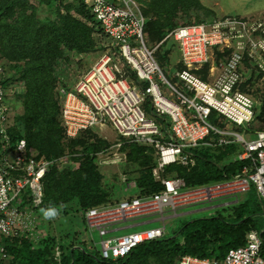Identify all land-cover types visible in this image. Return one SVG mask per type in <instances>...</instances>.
Wrapping results in <instances>:
<instances>
[{
  "label": "trees",
  "instance_id": "obj_1",
  "mask_svg": "<svg viewBox=\"0 0 264 264\" xmlns=\"http://www.w3.org/2000/svg\"><path fill=\"white\" fill-rule=\"evenodd\" d=\"M135 1L146 18L144 30L151 45L178 26L180 19L190 23L194 16L196 22H210L232 16L209 17V10L203 9L207 20L197 13L201 7L199 0ZM104 37L85 0H0V85L11 90L7 94L22 108L21 112L16 111L17 104L13 102L7 130L9 141L5 147L0 134V156L4 151L13 155L17 142L23 138L26 156L54 160L40 178L42 197L38 205H33L28 188L18 194L21 207L28 205L43 213L46 231L39 239L27 231L0 234V246L6 253L0 257V264H175L186 254L221 259L230 248L243 245L245 233L251 229L260 233V254L264 256V198L252 184L235 202L205 210L201 216L183 217L171 233L164 231L158 238L143 241L123 257L103 258L86 250L79 230L70 233L65 229L63 233L62 224V229H57L56 221L76 214L88 233L86 210L113 206L119 201L113 199L112 186L107 185L95 161L98 153L113 143L100 135L96 127L67 136L60 116L63 96L59 88L72 89L73 82L91 65L88 55L99 56L104 51ZM176 45L172 38L164 40L155 51L156 59L161 60L162 50L166 56L172 54ZM213 52L218 60L229 50L220 51L214 46ZM177 65L182 68L180 60ZM208 66L209 63L203 68ZM138 84L144 86L145 82ZM155 119L163 130L170 125L165 115ZM262 127L264 100L250 132L254 134ZM118 141H122L119 149L127 170L135 174L132 179L136 192L124 198L148 197L161 190L162 185L152 172L157 165L154 145L128 141L123 136ZM242 150L239 141L218 143L217 136L210 134L196 146L184 148L189 158L186 164H166L161 176L182 178L183 190L229 181L243 176L245 168L250 171V159L238 158ZM64 156L74 159L75 170L70 169V164L62 170L58 168L56 161ZM10 175L22 176L24 171L10 170Z\"/></svg>",
  "mask_w": 264,
  "mask_h": 264
},
{
  "label": "built area",
  "instance_id": "obj_2",
  "mask_svg": "<svg viewBox=\"0 0 264 264\" xmlns=\"http://www.w3.org/2000/svg\"><path fill=\"white\" fill-rule=\"evenodd\" d=\"M85 2L105 34L100 39L104 51L79 75L72 89L59 88L63 96L60 116L65 133L75 136L82 129L107 122L128 141L154 145L157 165L152 172L162 185L161 190L148 197L132 196L113 206L86 210L88 233L91 234L90 228L94 226L101 236L100 256L123 257L137 244L158 238L165 231L162 223L104 236L109 233V225L162 213L163 206L174 208L183 198L234 186L242 193L250 184L264 198V127L254 130V134L250 132L264 100V16H226L210 22L179 24L151 45L144 30L146 18L135 0ZM168 38L177 42L181 55L182 68L176 70L174 82L168 79L155 57V51ZM214 46L229 52L217 60ZM139 82L145 85L139 86ZM160 83L168 86L174 99L162 93ZM10 91L0 85V134L5 147L13 113V101L7 94ZM164 115L170 121L166 130L155 119ZM225 124L241 130L229 129ZM210 134L217 136L218 143L239 141L243 150L238 158L250 159V171L245 168L243 176L190 190L182 189L184 181L180 177L161 176L166 164L176 161L186 164L189 158L184 148L196 146ZM115 144L119 147L122 141ZM12 156L7 151L0 156V234L27 231L39 239L44 233L39 228L40 220L27 210L34 212L33 208L20 206L18 194L28 188L33 205H38L42 197L40 178L54 160L26 156L23 138L17 142ZM71 158L64 156L61 160L64 163ZM18 169L24 175H10V170ZM159 220L163 221L164 216ZM260 244V233L251 229L245 233L244 244L230 248L221 259L186 254L175 264H264ZM5 255L0 246V257Z\"/></svg>",
  "mask_w": 264,
  "mask_h": 264
},
{
  "label": "rangeland",
  "instance_id": "obj_3",
  "mask_svg": "<svg viewBox=\"0 0 264 264\" xmlns=\"http://www.w3.org/2000/svg\"><path fill=\"white\" fill-rule=\"evenodd\" d=\"M199 2L201 4V7L200 6L198 7L199 9L197 13L201 17L204 16L205 19L207 18L205 15H203V9L209 10L208 12L209 17L210 15H215L216 18L227 14H230L235 17L261 18L264 16V0H199ZM183 20L184 19H180L179 24H188V23H184ZM192 22H196L194 16L192 17V21L190 23ZM160 52H161V60L157 59V61L160 64L161 69L165 72L168 79L171 82H174V76L176 70L179 68L177 63L181 58L179 46L177 44L176 49L172 52V54H169L168 56L164 54L163 50ZM88 56H89L88 61L90 62V64H92L98 57L92 54ZM160 88L165 96L174 99V95L171 93L167 85H163L160 83ZM10 100L16 102L15 98ZM16 104H17V108L15 110L21 112L22 109L21 104L18 102H16ZM224 121H226V119H224ZM225 126L228 127L229 129L237 130L236 126H234L233 124H229L228 126L227 124H225ZM95 129L100 135H102L103 137H105L106 139L110 140L113 143L110 148H108L106 151L98 153V155L95 158V161L98 163L99 170L101 171V173H103V177L104 180L107 182V185L112 186L111 191H112L113 199L121 200L125 196L133 195L136 192V187L134 183H132L133 181L132 178L134 177L135 174L127 170V164L123 160L122 150L121 148L119 149V147H117L115 144L117 140H120L119 133L110 123L107 122L103 123L102 125L96 126ZM9 157L12 158L13 156L9 155ZM56 162L58 163V165L57 164L56 165L60 170L67 168L66 167L67 165L65 163L70 164L69 166L71 170H75L76 165H74V159L73 160L67 159V161L63 163L61 158H59ZM127 183H129L130 185L127 186ZM242 195H243L242 193L237 192V187L234 186L233 188L230 189L222 188L216 192H206L203 195L196 194L195 196H192L189 199L183 198L177 201V204L175 205L174 208H172L171 205H165L162 207V213L158 212V214L154 213L148 217H145V218H159L161 215H163L164 220L163 221L157 220V222L143 227L156 226L164 223L165 233L168 234L171 233L173 229H176L180 225V223L184 220V218L201 216L202 213L204 212H201L202 210L200 209H202L203 207L209 206L207 208L211 209L221 206L222 204H229L236 201ZM27 210H29L33 215L35 216L37 215L36 218L40 220L41 227L47 228L46 227L47 225L45 224V220L43 219L42 216L43 213H41L40 211L33 212V210L29 208ZM191 210L194 211L190 212ZM145 218H140V217L133 218L128 220L126 223L128 225H133V223L143 221ZM55 223H56L55 226L58 225L57 229L61 230L63 228L62 230L63 233L66 231L72 233L73 230L76 229L79 230V238L81 237L83 240H85L86 250L93 251L99 254L101 236L99 235L98 230L94 226L90 228L91 234L87 233L85 230H83L84 226L80 221V217L76 214L70 216V219L63 216L62 219L60 218V220L56 221ZM61 224H62V228H61ZM122 225L123 224L121 223H116L114 225L112 224L111 228L121 227ZM138 229L140 228L131 227V228L120 229L114 232H109L104 236L119 235L125 232L138 230Z\"/></svg>",
  "mask_w": 264,
  "mask_h": 264
},
{
  "label": "crops",
  "instance_id": "obj_4",
  "mask_svg": "<svg viewBox=\"0 0 264 264\" xmlns=\"http://www.w3.org/2000/svg\"><path fill=\"white\" fill-rule=\"evenodd\" d=\"M134 196H138V195H134ZM235 202V201H234ZM207 207L209 206H205L203 207L201 212H204L205 209H208ZM194 210H191L190 212H192ZM207 211V210H206ZM34 212H37V210H34ZM194 213V212H193ZM199 213V212H197ZM192 215V214H191ZM37 216V215H36ZM157 220H159V218H145L143 221H140V222H136V223H133V225H128L126 222L128 221H124V222H120L121 224H123L121 227H114V228H111L112 226L109 225V232H114L116 230H120V229H125V228H131V227H139V228H143V226H147V225H150V224H153L155 222H157ZM127 225H125V224ZM116 224V223H115ZM114 225V224H113ZM40 226V225H39ZM111 228V229H110ZM45 228L44 227H41V230L44 232Z\"/></svg>",
  "mask_w": 264,
  "mask_h": 264
}]
</instances>
